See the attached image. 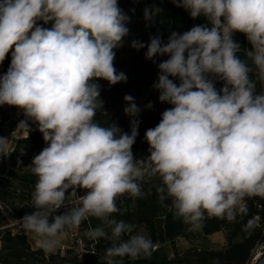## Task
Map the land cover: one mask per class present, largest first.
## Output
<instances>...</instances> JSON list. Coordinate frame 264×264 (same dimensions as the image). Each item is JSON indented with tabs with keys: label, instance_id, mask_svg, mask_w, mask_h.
<instances>
[{
	"label": "clouds",
	"instance_id": "obj_1",
	"mask_svg": "<svg viewBox=\"0 0 264 264\" xmlns=\"http://www.w3.org/2000/svg\"><path fill=\"white\" fill-rule=\"evenodd\" d=\"M173 3L193 19L205 17L207 24L172 32L167 43L150 38L145 58L168 56L158 64L153 87L159 101L172 107L145 132L150 154L136 159L132 146L141 110L131 95L124 96L130 134L95 119L103 107L96 81L127 80L114 67V49L123 46L130 20L118 0H0V63L11 51L10 66L0 76V105L22 109L47 144L29 166L38 178L35 210L21 218L38 247L54 250L68 229L95 217L103 226L86 234L112 240L107 256L149 257L153 241L132 234L135 225L112 215L119 211V196L141 195L138 181L146 176L162 180L161 199H172L175 215L192 231L206 216L234 221L247 213L246 197L264 198V92L257 93L250 76L255 69L264 83V0ZM160 11L145 8V20ZM236 32L251 45L247 59L238 55ZM131 46L139 50L145 44L133 40ZM169 77L178 78L179 85ZM216 80L223 81L219 90ZM19 126L28 128L27 121ZM7 154V139L0 137V155ZM78 189L84 194L77 196ZM69 197L78 206L54 215L69 205Z\"/></svg>",
	"mask_w": 264,
	"mask_h": 264
},
{
	"label": "trees",
	"instance_id": "obj_2",
	"mask_svg": "<svg viewBox=\"0 0 264 264\" xmlns=\"http://www.w3.org/2000/svg\"><path fill=\"white\" fill-rule=\"evenodd\" d=\"M118 5L130 20L126 25L129 28V35L124 38L125 44L114 49L116 53L114 67L116 68V60L120 53H123L126 59L124 61L126 69L123 73L127 80L115 85H109L103 79H98L96 82L101 86V97L117 98L131 95L136 101L144 89L152 87L158 81V64L168 59L167 55L154 57L153 60L145 58L150 38L159 37L162 43H167L172 32L183 33L193 26L207 24V20L203 16L191 18L189 12L177 7L173 0H118ZM145 8H159L161 11L148 21L144 18ZM135 19H138L139 27L133 26ZM37 23L45 28L52 26L51 23L45 24L43 21ZM233 39L241 46V51L238 53L240 58L247 59L245 50H250L251 45L246 36L236 32L233 34ZM133 40L143 42L145 47L139 50L133 48L131 46ZM10 63L11 51L0 63V76L7 72ZM248 63L254 68L251 60H248ZM250 76L256 81L257 93L264 92V83L257 78L255 69ZM169 78L179 85L178 78ZM215 87L217 90L222 88L223 81L216 80ZM156 91L159 93L157 89ZM149 103L152 107H147L142 126L132 146L136 159L146 158L150 154L145 132L149 128H154L160 122L162 113L172 107L166 102L159 101L157 104L152 97H149ZM12 107L9 113L3 112L0 125L13 130L21 121H27L28 128L23 127L26 136L16 140L13 149L7 155H0V227L7 222L21 220L25 214L35 210L32 195L38 178L31 173L29 166L34 156L47 146L38 126L25 117L22 109L16 107L14 110ZM95 119L105 127L115 124L122 132H127L131 128V121H127L125 117L114 116L103 119L97 115ZM138 182L141 186V195L131 197L125 193L119 196L116 200L119 211L112 215L117 221L123 220L135 225L132 234L140 227L145 229L147 237L154 243L149 257L141 256L133 259L128 256L123 258L107 256L106 249L111 246L112 240L90 238L86 234L87 230L90 227L103 225L97 218L89 217L79 227H73L81 234L79 238L81 255L75 250V244L63 255L56 251L46 256L41 248H32L23 233H12L10 228L0 230V264H108L109 260L114 261L115 264H120L121 261L122 264H213L214 261L217 264H246L254 248L264 243V198L246 197L244 203L247 213L243 216L238 214L234 221L206 216L202 227L192 231L188 224L175 215L172 199L170 197L161 199L158 188L163 185L158 176H146L144 180ZM84 191L78 189L77 196L83 195ZM65 203L78 206V200L74 197H69ZM71 207L65 211L58 210L54 215L65 213ZM249 220L254 222L253 227L246 229L245 225ZM215 233H223L224 245L221 248L214 250L191 248L180 256L175 253L174 246L177 240L192 241L196 236L207 237ZM127 238L128 234L122 237L125 240ZM163 245L171 247L174 256L172 259L165 254Z\"/></svg>",
	"mask_w": 264,
	"mask_h": 264
},
{
	"label": "rangeland",
	"instance_id": "obj_3",
	"mask_svg": "<svg viewBox=\"0 0 264 264\" xmlns=\"http://www.w3.org/2000/svg\"><path fill=\"white\" fill-rule=\"evenodd\" d=\"M133 26L135 27H139L140 24L138 22V19H135L133 21ZM125 44V43H124ZM126 59L123 55V53H120L119 57L116 60V70L118 72H124L126 67H125V62ZM211 77V76H210ZM149 97H152L154 101H156V103L158 104L159 102V93L156 91V89L152 86L150 88H146L144 89L138 99L135 101V103L137 104V106L140 108V113L139 115L136 117L137 120H139V126H138V130L140 129V126H142L143 123V118H144V114L146 113L147 110V105H148V99ZM100 99L103 101V107L100 111L97 112V115L99 118H103V119H110L113 118L114 116H118V117H125V119L127 121H131V117L127 116L124 112V108L127 106V102L124 100V97H113V96H107V97H101ZM7 105V104H6ZM11 107L10 105H7L8 111H11ZM14 110L16 109V106L12 107ZM131 132V128L128 129L127 133L130 134ZM73 204V203H72ZM71 206L73 205H67V207H61L59 210H67L69 209ZM5 228H10V230L12 231V233H23L26 236V239L28 241V243L30 244V246L32 248H37L35 246L36 241L33 237V234H31L30 232H28L24 227H23V223L21 220H17L14 222H7L6 225H3L0 227V230L5 229ZM108 232L109 237L111 236V230L108 229L106 230ZM134 234H142L145 235L147 237L146 231L144 228L140 227L137 229V231ZM81 234L74 228H70L67 230V234L66 236L62 237L60 240L59 245L52 251H46L44 249L43 252L46 256H48L49 254H53L56 251H59L61 253V255L64 254V252L70 248H73V246L75 245V250L77 251L78 255H81V245L79 243V238H80ZM224 245V238H223V233H215L211 236H207V237H202V236H196L194 240L192 241H185L183 239H179L176 241L175 246H174V250L175 253H177L179 256L184 254L187 250L193 248L196 250H214V249H219ZM79 246V247H76ZM165 254L167 255V257L169 259H172L173 256V252L170 246L168 245H163L162 246Z\"/></svg>",
	"mask_w": 264,
	"mask_h": 264
},
{
	"label": "crops",
	"instance_id": "obj_4",
	"mask_svg": "<svg viewBox=\"0 0 264 264\" xmlns=\"http://www.w3.org/2000/svg\"><path fill=\"white\" fill-rule=\"evenodd\" d=\"M3 112L9 113L6 104L2 105V108L0 109V122H1ZM25 136H26V133L24 131V128L19 126V124H17V126L13 130H10L7 127L0 125V137L7 139V151L8 152L13 149L16 140L23 138ZM35 246L38 247L37 244H35Z\"/></svg>",
	"mask_w": 264,
	"mask_h": 264
},
{
	"label": "built area",
	"instance_id": "obj_5",
	"mask_svg": "<svg viewBox=\"0 0 264 264\" xmlns=\"http://www.w3.org/2000/svg\"><path fill=\"white\" fill-rule=\"evenodd\" d=\"M262 254H264V243L258 244L254 248L246 264H254Z\"/></svg>",
	"mask_w": 264,
	"mask_h": 264
},
{
	"label": "water",
	"instance_id": "obj_6",
	"mask_svg": "<svg viewBox=\"0 0 264 264\" xmlns=\"http://www.w3.org/2000/svg\"><path fill=\"white\" fill-rule=\"evenodd\" d=\"M254 264H264V254H262Z\"/></svg>",
	"mask_w": 264,
	"mask_h": 264
}]
</instances>
